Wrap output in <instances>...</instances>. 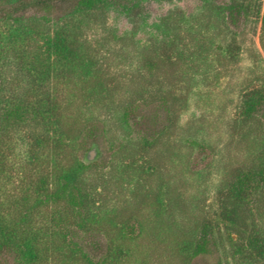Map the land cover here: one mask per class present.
<instances>
[{
  "label": "rangeland",
  "instance_id": "1",
  "mask_svg": "<svg viewBox=\"0 0 264 264\" xmlns=\"http://www.w3.org/2000/svg\"><path fill=\"white\" fill-rule=\"evenodd\" d=\"M52 4L48 14L0 1V98L49 101L59 127L26 120L0 133L1 210L12 213L28 187H59L60 175L79 168L108 235L76 230L79 240L105 251L109 237L123 248L119 264H237L225 253L221 194L264 147L262 124L240 116L244 95L264 90V0H152L134 19L119 9L92 17L80 61L41 80L43 64L31 56L41 41L28 29H54L68 5ZM252 209L264 228V200ZM52 212L39 216L49 222ZM207 222L214 245L194 258L179 242Z\"/></svg>",
  "mask_w": 264,
  "mask_h": 264
},
{
  "label": "trees",
  "instance_id": "2",
  "mask_svg": "<svg viewBox=\"0 0 264 264\" xmlns=\"http://www.w3.org/2000/svg\"><path fill=\"white\" fill-rule=\"evenodd\" d=\"M13 4L19 11L37 10L50 14L52 3L68 5L66 14L52 31L28 29V36L40 39L39 51L31 54L34 64H43L40 79L50 78L53 68L70 67L81 59V33L88 19L102 18L109 11L119 9L128 18L134 19L147 2L152 0H0ZM241 6H231L237 10ZM103 16V17H102ZM44 20L47 16H44ZM5 17L0 16V21ZM48 20V19H47ZM30 34V35H29ZM20 40L21 34H9ZM6 40L0 36V44ZM5 55L0 46V58ZM2 101L0 98V133L9 132L28 120L36 125L42 122L58 124L56 107L51 102ZM264 90L251 91L243 97L240 116L244 121L258 120L264 127ZM81 170L73 169L59 177V187H28L14 200L12 213L5 214L0 205V264H119L123 248L106 238V250L99 240L84 242L76 230L92 234H106L101 226L105 218L99 215V205L92 187H80ZM264 200V147L245 169L239 170L230 185L221 194V221L228 233L229 254L237 264L264 263V228L259 229L252 220V203L255 198ZM48 207H53L49 222L40 218ZM47 218V217H46ZM49 218V217H48ZM123 224L119 229L123 237L128 230ZM103 232V233H102ZM237 236V238H235ZM213 225L204 223L188 239L179 242L185 253L196 258L210 252L214 245ZM7 260V261H6ZM221 264V263H220Z\"/></svg>",
  "mask_w": 264,
  "mask_h": 264
},
{
  "label": "water",
  "instance_id": "3",
  "mask_svg": "<svg viewBox=\"0 0 264 264\" xmlns=\"http://www.w3.org/2000/svg\"><path fill=\"white\" fill-rule=\"evenodd\" d=\"M98 157H99V150L97 147H93L88 151L86 160L91 163L96 161Z\"/></svg>",
  "mask_w": 264,
  "mask_h": 264
}]
</instances>
